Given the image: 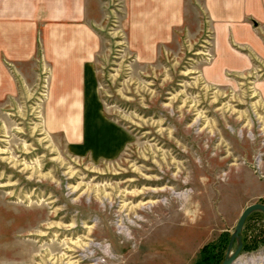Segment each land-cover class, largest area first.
Masks as SVG:
<instances>
[{"label": "rangeland", "instance_id": "374dc122", "mask_svg": "<svg viewBox=\"0 0 264 264\" xmlns=\"http://www.w3.org/2000/svg\"><path fill=\"white\" fill-rule=\"evenodd\" d=\"M130 2L103 1L83 80L32 40L0 61V264H220L264 204V23L134 24ZM240 236L231 264H264L260 211Z\"/></svg>", "mask_w": 264, "mask_h": 264}, {"label": "crops", "instance_id": "0c3cea01", "mask_svg": "<svg viewBox=\"0 0 264 264\" xmlns=\"http://www.w3.org/2000/svg\"><path fill=\"white\" fill-rule=\"evenodd\" d=\"M104 0H0V40H5L0 47V61L19 62L25 59L20 51L12 53L15 46L32 40L33 62L37 64L39 45H43V57L55 67L54 71L65 72L91 70L95 56L96 26L106 16ZM131 21L136 24L150 22L164 24L186 22L190 11L195 12L196 21L201 17L211 23L242 24L245 33L250 29L244 24L249 20L264 23V0H130ZM34 24L31 31L25 26ZM40 24H53L41 30ZM10 26V27H8ZM229 26V25H228ZM137 26L134 25V29ZM14 28V29H13ZM236 32L233 28L222 30V37ZM251 33V32H250ZM244 36V35H243ZM242 36V37H243ZM16 40L17 43H13ZM29 57V58H30ZM16 59V60H15ZM11 62V63H13ZM7 66V65H6ZM12 75V74H11ZM215 75V73H214ZM208 76H213L209 73ZM83 80L85 75L73 76ZM87 77V76H86ZM16 86V83H13Z\"/></svg>", "mask_w": 264, "mask_h": 264}, {"label": "water", "instance_id": "95a60500", "mask_svg": "<svg viewBox=\"0 0 264 264\" xmlns=\"http://www.w3.org/2000/svg\"><path fill=\"white\" fill-rule=\"evenodd\" d=\"M254 211H260L264 215V204L251 203L246 207H244V209L241 211L234 226V229L230 235L225 257L220 264H230L232 260H234L239 254L242 247L241 236H240L241 230L248 215ZM234 241H235V247L232 249V245Z\"/></svg>", "mask_w": 264, "mask_h": 264}, {"label": "bare ground", "instance_id": "6f19581e", "mask_svg": "<svg viewBox=\"0 0 264 264\" xmlns=\"http://www.w3.org/2000/svg\"><path fill=\"white\" fill-rule=\"evenodd\" d=\"M232 261H233V260H232ZM231 263H232V262H231ZM231 263H230V264H231Z\"/></svg>", "mask_w": 264, "mask_h": 264}]
</instances>
